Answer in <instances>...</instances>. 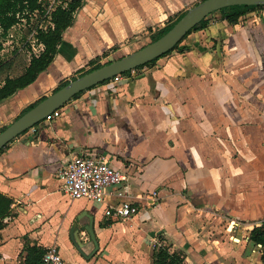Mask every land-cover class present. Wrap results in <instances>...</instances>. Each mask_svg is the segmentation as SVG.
I'll return each mask as SVG.
<instances>
[{
    "label": "crops",
    "instance_id": "crops-1",
    "mask_svg": "<svg viewBox=\"0 0 264 264\" xmlns=\"http://www.w3.org/2000/svg\"><path fill=\"white\" fill-rule=\"evenodd\" d=\"M199 1L82 0L47 69L0 100V130L116 42L154 34ZM206 18L176 48L74 95L0 149V193L11 199L0 264H25L27 246L50 244L68 264H150L156 240L185 264H264L249 239L264 219V5L237 21L219 10ZM75 153L103 157L128 181L102 201L71 198L58 171ZM122 200L138 212L105 214ZM90 217L99 247L87 257Z\"/></svg>",
    "mask_w": 264,
    "mask_h": 264
},
{
    "label": "trees",
    "instance_id": "trees-1",
    "mask_svg": "<svg viewBox=\"0 0 264 264\" xmlns=\"http://www.w3.org/2000/svg\"><path fill=\"white\" fill-rule=\"evenodd\" d=\"M81 2L82 0H70L65 7H58L53 11L51 16L53 26H48L45 30L39 29L36 33L37 41L43 44V49L37 55H31L24 70L20 74L15 76L6 74L0 79V100L11 96L18 89L29 85L37 78L39 73L47 69L57 52L58 45L62 42L63 32L72 22L73 12L81 5ZM257 6L259 5L236 4L223 7L219 9V11H221L223 17L227 18L229 21H237V19L244 15L247 10ZM36 7L37 0H0V32L2 34H6L8 30L20 20L23 11H30ZM183 13H181L174 21L168 23L166 26L154 33L151 37V40L156 39L165 31H167ZM206 21L207 18L202 19L198 24L193 26L187 32V34L192 30L205 25ZM177 45L178 43L172 49L176 48ZM155 59L156 58L145 64L153 62ZM10 65V60L0 62V73L8 70ZM99 65H101V63H96L87 71ZM67 82L68 80L62 81L55 89L66 84ZM34 104L35 103L31 104L25 110ZM10 204L11 199L0 193V228L4 225L3 218L9 213ZM249 239L256 245L260 246L261 260L264 261V219L259 224L252 227L250 230ZM44 249L45 248L38 246H27L21 253L24 263L39 264ZM150 264H185L184 255L181 251H170L167 246L156 244L153 247Z\"/></svg>",
    "mask_w": 264,
    "mask_h": 264
},
{
    "label": "water",
    "instance_id": "water-1",
    "mask_svg": "<svg viewBox=\"0 0 264 264\" xmlns=\"http://www.w3.org/2000/svg\"><path fill=\"white\" fill-rule=\"evenodd\" d=\"M236 4L264 5V0H200L188 8L167 31L156 39L120 57L107 56L106 62L69 80L66 84L45 95L30 108L22 112L11 123L0 130V149L18 134L61 107L77 93L103 82L114 75L129 71L159 57L179 43L193 26L206 18L210 13ZM85 229L94 244L93 249L87 255V257H90L99 247L93 230L92 217H90ZM76 246L83 254L79 245L76 244Z\"/></svg>",
    "mask_w": 264,
    "mask_h": 264
},
{
    "label": "built area",
    "instance_id": "built-area-1",
    "mask_svg": "<svg viewBox=\"0 0 264 264\" xmlns=\"http://www.w3.org/2000/svg\"><path fill=\"white\" fill-rule=\"evenodd\" d=\"M69 1L37 0V7L30 11H23L20 20L11 27L15 28L20 25L22 28H29L30 33L24 43H28L30 46V56L37 55L43 49V44L37 41V31L39 29L45 30L48 26L52 27L51 16L53 11L58 7H65ZM3 51L4 49L0 47V54ZM121 75L122 73L114 75L112 78L116 81L121 78ZM58 177L61 180L63 191L71 198L93 201H102L108 187L128 181L127 173L114 168L103 157L86 153L71 155L66 164L59 169ZM138 210L139 207L134 201L122 200L113 206L106 207L105 214L129 218ZM155 243L166 245L161 240H156ZM39 264H66V262L57 245L50 244L45 247Z\"/></svg>",
    "mask_w": 264,
    "mask_h": 264
},
{
    "label": "rangeland",
    "instance_id": "rangeland-1",
    "mask_svg": "<svg viewBox=\"0 0 264 264\" xmlns=\"http://www.w3.org/2000/svg\"><path fill=\"white\" fill-rule=\"evenodd\" d=\"M199 1V0H198ZM194 3L186 4L185 9L190 7ZM20 25H17L15 28H11L6 34L0 32V47L4 49L3 53L0 54V62L10 60V68L2 73H0V79L3 78L6 74L15 76L20 74L28 62L29 58V49L28 43H24L27 35H29L30 30L27 27L20 28ZM153 32L151 30H144L136 35L126 36L120 42H116L112 49L108 50V55L113 57H120L124 54L132 52L144 44L150 42ZM107 56H100L97 60V63H104L107 60ZM85 68H88L86 66ZM78 73L70 75L76 76ZM65 254V253H64ZM66 264L68 259L65 258Z\"/></svg>",
    "mask_w": 264,
    "mask_h": 264
}]
</instances>
